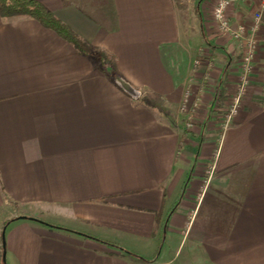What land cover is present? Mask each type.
<instances>
[{
  "label": "crops",
  "instance_id": "obj_1",
  "mask_svg": "<svg viewBox=\"0 0 264 264\" xmlns=\"http://www.w3.org/2000/svg\"><path fill=\"white\" fill-rule=\"evenodd\" d=\"M38 1L136 92L35 19L0 16V264H264V72L204 170L178 122L185 0Z\"/></svg>",
  "mask_w": 264,
  "mask_h": 264
},
{
  "label": "rangeland",
  "instance_id": "obj_2",
  "mask_svg": "<svg viewBox=\"0 0 264 264\" xmlns=\"http://www.w3.org/2000/svg\"><path fill=\"white\" fill-rule=\"evenodd\" d=\"M217 1L185 0L178 4L179 43L184 46L182 64L189 70V83L180 101L178 122L189 150L196 157L202 156L200 162L204 170L212 161L222 131L239 110L241 97L247 88L259 84L264 72L262 16L254 26L256 16L261 13L257 0H234L226 10L227 29L221 28L213 16ZM262 3L264 6V0ZM245 14L252 21L250 26H247ZM249 48L252 49V57L248 61L246 51ZM199 71L203 72L201 76ZM243 75L248 81L241 86ZM231 84L235 85L233 92L226 89ZM140 89L141 96L148 94L145 88ZM200 90L211 95V99L203 100ZM131 91L136 92V88H131ZM224 91L225 95H222ZM236 96L241 97L235 100Z\"/></svg>",
  "mask_w": 264,
  "mask_h": 264
},
{
  "label": "trees",
  "instance_id": "obj_3",
  "mask_svg": "<svg viewBox=\"0 0 264 264\" xmlns=\"http://www.w3.org/2000/svg\"><path fill=\"white\" fill-rule=\"evenodd\" d=\"M197 14L199 13L197 12ZM17 15L29 16L43 26L56 32L60 37L71 43L80 54L90 57L93 60L95 67L104 73L115 85L119 86L124 93H132L131 88L134 89L135 87L117 71L114 64L111 63L107 56H105L99 48L93 47L86 40L79 37L69 26L56 18L41 2L38 0H0L1 17L8 18ZM139 100L145 105L157 107L162 110V106L158 102L149 100L145 96H140ZM104 242L120 248L124 251L123 253L135 256L132 252H129L116 244L106 241Z\"/></svg>",
  "mask_w": 264,
  "mask_h": 264
},
{
  "label": "built area",
  "instance_id": "obj_4",
  "mask_svg": "<svg viewBox=\"0 0 264 264\" xmlns=\"http://www.w3.org/2000/svg\"><path fill=\"white\" fill-rule=\"evenodd\" d=\"M233 1L234 0H218L216 5H215V7H214L213 16L217 20V22L219 23L220 27L223 28V29H227L228 28V20H227L226 10H227L228 6ZM260 18H261V13L259 12L258 15L256 16V21L254 23L255 27L257 26L258 22L260 21ZM233 35H235V34H233ZM249 42H252V40L250 39ZM246 53H247L246 60L249 61L250 57H252V49H250V48L247 49ZM248 68H249V62H248L247 67H245V70L247 72H248ZM247 81H248L247 77L245 75H243V83H242L241 86H243ZM240 97L241 96H236L235 100H238Z\"/></svg>",
  "mask_w": 264,
  "mask_h": 264
}]
</instances>
